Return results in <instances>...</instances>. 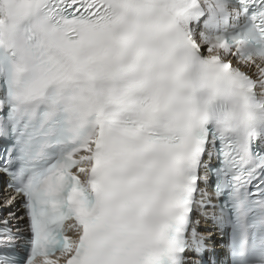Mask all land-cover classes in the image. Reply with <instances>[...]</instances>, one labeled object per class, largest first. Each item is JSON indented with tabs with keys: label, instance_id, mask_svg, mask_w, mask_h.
Masks as SVG:
<instances>
[{
	"label": "snow or ice",
	"instance_id": "obj_1",
	"mask_svg": "<svg viewBox=\"0 0 264 264\" xmlns=\"http://www.w3.org/2000/svg\"><path fill=\"white\" fill-rule=\"evenodd\" d=\"M226 98L264 110V0H0V264H264Z\"/></svg>",
	"mask_w": 264,
	"mask_h": 264
},
{
	"label": "clouds",
	"instance_id": "obj_2",
	"mask_svg": "<svg viewBox=\"0 0 264 264\" xmlns=\"http://www.w3.org/2000/svg\"><path fill=\"white\" fill-rule=\"evenodd\" d=\"M253 103L250 99L226 98L225 111L218 121L220 130L232 132L239 137H243L245 131H258L264 110H254ZM255 103H264V101H255Z\"/></svg>",
	"mask_w": 264,
	"mask_h": 264
},
{
	"label": "bare ground",
	"instance_id": "obj_3",
	"mask_svg": "<svg viewBox=\"0 0 264 264\" xmlns=\"http://www.w3.org/2000/svg\"><path fill=\"white\" fill-rule=\"evenodd\" d=\"M4 195H5V193H4L3 189L0 188V199H2ZM207 229H209L210 231H213V229H212V227L210 226L209 223H204L202 221L201 224H200L199 230L203 232V231H208ZM213 237H215V235Z\"/></svg>",
	"mask_w": 264,
	"mask_h": 264
}]
</instances>
